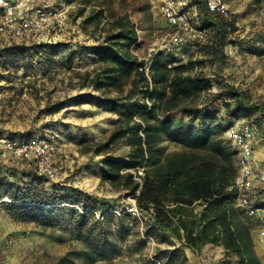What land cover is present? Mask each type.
I'll use <instances>...</instances> for the list:
<instances>
[{
  "label": "trees",
  "instance_id": "1",
  "mask_svg": "<svg viewBox=\"0 0 264 264\" xmlns=\"http://www.w3.org/2000/svg\"><path fill=\"white\" fill-rule=\"evenodd\" d=\"M83 1L96 7L85 22L102 24L104 34L93 45L79 44L71 59L84 52L92 55L94 69L79 74L80 86L96 91L116 118L103 137L82 140L81 151L100 156L101 179L133 195L155 225L169 229L185 247L198 252L206 244L221 246V264H263L253 237L262 223L245 216L237 205L236 151L224 133L234 120L257 111L263 116L264 107L249 101L247 92L233 84L212 92L213 82L201 69L203 60L183 61L166 51L153 52L149 59L139 56L136 49L154 24L151 0ZM198 2L211 29L206 47L222 61L229 36L238 30L235 18L215 14L203 0ZM26 50L27 46L14 44L0 56L14 60ZM63 107L59 102L48 111ZM4 168L0 164V175ZM12 175L14 182L0 179V200L17 219L63 227L59 219L65 214L74 230L88 229L84 238L78 235L85 259L62 254L57 264H95L120 253L111 229L89 236L96 224L103 223L96 220L97 212L113 215L107 200L73 186H46L37 171ZM4 196L8 200H2ZM130 229L123 224L118 233L125 237ZM171 251L174 255L179 248Z\"/></svg>",
  "mask_w": 264,
  "mask_h": 264
},
{
  "label": "rangeland",
  "instance_id": "2",
  "mask_svg": "<svg viewBox=\"0 0 264 264\" xmlns=\"http://www.w3.org/2000/svg\"><path fill=\"white\" fill-rule=\"evenodd\" d=\"M222 1L229 6L230 16L235 18L238 27L224 46L225 58L217 61L206 47L211 29L200 15L198 0L188 3L185 9L195 23L206 25L207 42L197 53L188 50L185 57L181 54H175V57L183 61L190 58L203 60L201 69L213 82L212 92L224 88V84H233L247 92L249 101L251 98L253 103L264 107V0ZM151 2L153 28L136 49V53L146 59L150 58L161 37L172 31L161 13L162 0ZM95 8L83 0H66L62 5L61 21L41 42L25 44L0 33V51L14 44L28 47L17 53L14 60L0 56V140L8 138L18 142L42 136L49 138L56 145L54 165L57 170L56 177L50 178L39 173L34 162L17 158L12 152L3 157L0 141V164L6 167L0 179L14 182L12 174L20 177L23 172L37 171L46 186H73L107 200L113 215L104 217L97 212L96 220L103 223L96 224L89 236L99 235L104 228L111 229L110 237L116 241L120 253L109 260L100 258L95 264H221L224 251L220 246L204 245L194 252L182 245L169 229L155 225L150 212L141 209L133 195L116 190L101 179L100 156L81 151L82 140L103 137L116 118L96 91L80 86L79 74L94 69L92 55L84 52L71 59L72 50L78 49L79 44L93 45L104 34L102 24L95 26L85 22ZM133 18H136L135 14ZM82 98L87 99L79 102ZM59 102L64 104L62 109L48 111ZM243 122L254 124L257 132L254 149L264 154V115L257 111L252 116L234 120L231 127ZM122 151L121 148L116 153ZM258 158L262 168L264 157ZM255 183L257 191L254 195H258L257 202L264 208V182L256 180ZM2 200H8V197L4 196ZM122 216H125L123 223ZM66 218L65 214L60 216L63 227L23 222L6 210L0 200V264H57V258L62 254L83 261L85 245L82 238L88 229L76 231ZM254 219L264 223V211L260 210ZM123 224L131 228L125 237L118 233ZM174 248H179V252L172 255ZM184 256L185 263L182 261Z\"/></svg>",
  "mask_w": 264,
  "mask_h": 264
},
{
  "label": "built area",
  "instance_id": "3",
  "mask_svg": "<svg viewBox=\"0 0 264 264\" xmlns=\"http://www.w3.org/2000/svg\"><path fill=\"white\" fill-rule=\"evenodd\" d=\"M66 0H0V33L7 34L22 43L41 42L50 29L61 21L62 5ZM196 0H162L161 13L172 31L161 37L154 53L171 52L186 56V51L197 53L207 42V29L192 20L185 9ZM209 11L230 19L229 6L222 0H203ZM203 16V13L200 12ZM232 52V50H229ZM256 128L251 122H243L228 129L226 139L236 151L238 172L234 183L237 205L247 217H256L262 209L252 191L256 180L264 182V171L254 165V137ZM3 157L8 152L24 160L34 162L39 173L50 178L57 175L54 165L55 143L46 137L11 141L0 140ZM259 242L264 257V225L259 230Z\"/></svg>",
  "mask_w": 264,
  "mask_h": 264
},
{
  "label": "crops",
  "instance_id": "4",
  "mask_svg": "<svg viewBox=\"0 0 264 264\" xmlns=\"http://www.w3.org/2000/svg\"><path fill=\"white\" fill-rule=\"evenodd\" d=\"M5 36H7V37H10L9 35H7V34H4ZM12 38V37H11ZM12 39H14V38H12ZM15 40V39H14ZM228 131V130H227ZM227 131L224 133V137L226 138V135H227ZM255 134H257V132H255ZM255 141H256V135H255V137H254V147H255ZM229 142V141H228ZM230 143V142H229ZM262 155V156H261ZM258 156L259 157H261V158H263L264 157V154L262 153H260L258 150H255L254 149V157H253V159H254V165H255V169L257 170V171H264V166L262 167V168H260V166H259V161L257 160V159H260V158H258ZM256 184H255V188H254V190L252 191V193L254 194L257 190H256ZM260 195H262L263 196V194H260ZM254 197L257 199L258 198V195L256 196V195H254ZM262 211H264V208H262L261 209ZM264 225V223H262V224H260V225H258L254 230H253V237H254V241H255V244H256V251H257V253H258V255H259V257L261 258V260H262V263L264 264V257H263V253H262V250H261V247H260V242H259V230H260V228L262 227ZM206 245H209V244H206ZM220 250L221 251H224V249L220 246ZM196 253H193V255H195Z\"/></svg>",
  "mask_w": 264,
  "mask_h": 264
}]
</instances>
